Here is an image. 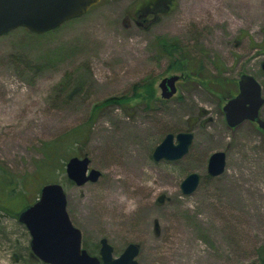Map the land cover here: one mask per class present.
Masks as SVG:
<instances>
[{
	"label": "rangeland",
	"instance_id": "rangeland-1",
	"mask_svg": "<svg viewBox=\"0 0 264 264\" xmlns=\"http://www.w3.org/2000/svg\"><path fill=\"white\" fill-rule=\"evenodd\" d=\"M166 5L101 0L44 34L19 27L0 35V166L30 178L15 200L19 209L0 216V264H16L18 240L27 255L18 215L43 186L42 145L90 124L105 100L131 97L134 85L151 82L152 104H103L86 128L79 156L102 172L97 182L75 185L67 162L47 178L64 186L84 248L98 255L105 237L115 256L139 244L140 264H264V130L250 121L231 128L223 112L242 74L264 87V0ZM149 11L158 17L142 23L138 14ZM173 74L184 77L163 99L159 83ZM187 131L194 140L183 158L154 159L166 134ZM217 151L226 153V169L210 176ZM194 172L200 184L185 195L181 183Z\"/></svg>",
	"mask_w": 264,
	"mask_h": 264
},
{
	"label": "water",
	"instance_id": "water-1",
	"mask_svg": "<svg viewBox=\"0 0 264 264\" xmlns=\"http://www.w3.org/2000/svg\"><path fill=\"white\" fill-rule=\"evenodd\" d=\"M101 0H0V35L23 27L35 34L52 31L65 22L86 14ZM264 71V61L262 62ZM183 76L173 74L161 79V97L172 98L177 92V82ZM264 105L263 85L249 74H242L238 81V93L223 107L226 122L233 128L244 121L255 122L264 129L260 115ZM194 140L191 131L168 133L156 146L153 157L160 160H179L189 151ZM227 156L223 151L214 152L207 172L217 176L224 172ZM66 174L77 186L97 182L102 175L91 167L88 156H74L66 163ZM201 181L198 173H190L181 183L183 194L195 192ZM31 235L30 247L34 255L45 264H140L137 256L140 245L130 243L115 256L114 247L107 238L100 241L99 256L91 255L83 248L81 229L72 222L68 212L67 193L61 183L44 184L38 200L23 209L18 217Z\"/></svg>",
	"mask_w": 264,
	"mask_h": 264
},
{
	"label": "trees",
	"instance_id": "trees-1",
	"mask_svg": "<svg viewBox=\"0 0 264 264\" xmlns=\"http://www.w3.org/2000/svg\"><path fill=\"white\" fill-rule=\"evenodd\" d=\"M175 46L176 45H171L167 48V51L170 52V55L176 48ZM133 92L134 94L131 97H111L102 102L99 106H96L92 114L93 118L90 119V124H92L94 117L97 115V109H99L98 107H101L103 104L127 105V103H129L131 100L143 98V100L147 101V104L149 106L150 103L152 104L156 100V97L154 96L155 92L153 89V82L146 85L136 84L134 85ZM140 92H142V94ZM90 124L80 126L75 131L69 132L68 134H63L59 138L46 142L42 145L41 151L43 160L38 165L39 168L37 172L44 178H41V180L39 181V186L42 183H49L47 178L50 177V174L55 176V172L58 170H62L65 163L71 157L79 156V154H81L78 151V146L79 144H83L88 138L89 128H86ZM28 182H30L28 174L22 177H18L14 174H11L7 170H4V168L0 166V216L2 214H9L8 211H13V209H15V211L19 209L13 206L15 204V200L23 195V193H25L26 185ZM38 191L40 192V190ZM84 247L86 246L84 245ZM90 251L93 252V250ZM259 256L264 263V244L259 248Z\"/></svg>",
	"mask_w": 264,
	"mask_h": 264
},
{
	"label": "flooded vegetation",
	"instance_id": "flooded-vegetation-1",
	"mask_svg": "<svg viewBox=\"0 0 264 264\" xmlns=\"http://www.w3.org/2000/svg\"><path fill=\"white\" fill-rule=\"evenodd\" d=\"M171 3H173V0L171 1V0H167V7L168 6H170V4ZM160 4H163V2H161V1H159V2H156V5H155V7L156 8H158V5H160ZM158 10V9H157ZM151 12H154V11H151ZM150 13V11L149 12H145L144 13V15H141L140 13H139V17H142V23H152L154 20V18L155 17H158L156 14H149ZM159 15V14H158ZM141 23V24H142ZM38 199V198H37ZM36 199V200H37ZM35 200V201H36ZM22 226L25 228V230H26V232H27V238H28V240H27V245L25 246V249H23V250H26V252H27V255L25 256L24 254H22L21 253V251H19L20 249H21V247H19V240H18V245L15 247V250H14V252H13V258H14V262H16V264H19V263H26V264H29L30 262L31 263H35V264H45V263H43L39 258H37L35 255H34V253L32 252V250H31V247H30V242H31V235H30V233L28 232V230L26 229V227L22 224ZM21 238H23V235L21 236ZM20 238V239H21ZM102 239V238H101ZM101 239H100V241H101ZM100 241L98 242V244H97V248L99 247V251H100V248H101V244H100ZM20 248V249H19ZM98 254H99V252H98ZM28 262V263H27Z\"/></svg>",
	"mask_w": 264,
	"mask_h": 264
}]
</instances>
